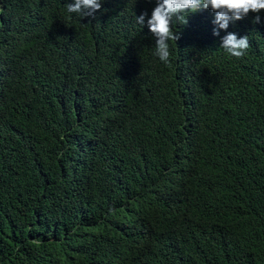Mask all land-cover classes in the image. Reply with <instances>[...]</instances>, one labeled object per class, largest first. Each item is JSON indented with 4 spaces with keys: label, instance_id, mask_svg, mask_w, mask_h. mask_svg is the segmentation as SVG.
Returning a JSON list of instances; mask_svg holds the SVG:
<instances>
[{
    "label": "trees",
    "instance_id": "obj_1",
    "mask_svg": "<svg viewBox=\"0 0 264 264\" xmlns=\"http://www.w3.org/2000/svg\"><path fill=\"white\" fill-rule=\"evenodd\" d=\"M71 2L0 0V264H264V10Z\"/></svg>",
    "mask_w": 264,
    "mask_h": 264
},
{
    "label": "clouds",
    "instance_id": "obj_2",
    "mask_svg": "<svg viewBox=\"0 0 264 264\" xmlns=\"http://www.w3.org/2000/svg\"><path fill=\"white\" fill-rule=\"evenodd\" d=\"M101 0H72L67 4L69 13H77L81 17L95 18L94 14L100 10ZM203 9H211L214 13L212 23L216 25L213 35H219V30H226L230 22L245 18L250 12L257 13L254 23L260 21L258 13L264 10V0H157L156 7L147 19L149 32L155 37V55L165 64L169 63V41L179 39L178 32L172 30L173 18L182 19L186 23V16ZM146 13L135 17L140 26L145 24ZM250 47L248 36L238 38L235 33H228L222 37L220 48L230 56L241 58Z\"/></svg>",
    "mask_w": 264,
    "mask_h": 264
}]
</instances>
